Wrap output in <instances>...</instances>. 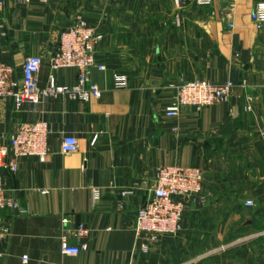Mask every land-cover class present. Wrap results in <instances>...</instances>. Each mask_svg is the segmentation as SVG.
Listing matches in <instances>:
<instances>
[{"label": "crops", "instance_id": "obj_1", "mask_svg": "<svg viewBox=\"0 0 264 264\" xmlns=\"http://www.w3.org/2000/svg\"><path fill=\"white\" fill-rule=\"evenodd\" d=\"M234 1L232 11V0L207 8H178L174 0H0V62L18 79L24 60L38 56V83L46 86L59 35L77 16L100 31L96 66L104 67L90 72L99 100L60 97L17 110L0 99V147L21 124L50 128L44 162L20 159L16 173L4 174L5 196L18 210L0 211V230L9 231L0 235V264H264V30L250 22L264 0ZM117 74L128 89H113ZM53 76L60 86L76 83L73 70ZM198 79L235 89L225 104L166 119L175 89ZM64 137L77 141L76 153H61ZM162 167L199 169L205 202L186 200L181 232L152 243L136 236L135 218ZM79 228L87 249L63 255L60 238L78 247Z\"/></svg>", "mask_w": 264, "mask_h": 264}, {"label": "built area", "instance_id": "obj_2", "mask_svg": "<svg viewBox=\"0 0 264 264\" xmlns=\"http://www.w3.org/2000/svg\"><path fill=\"white\" fill-rule=\"evenodd\" d=\"M28 2V1H26ZM234 0L229 9L234 10ZM188 3H194L199 8H207L212 0H174V4L181 8ZM226 15V14H225ZM225 20L226 16H222ZM178 22V19H176ZM250 22L256 32L264 30V1L255 4ZM232 29V25L228 26ZM1 36H5L4 33ZM102 35L97 27L91 25L83 17L77 16L74 21L59 35L58 45L48 60L50 74L47 84L41 87L38 76L44 66V60L38 56L27 57L21 66L20 78L13 68L0 62V99H11L14 107L19 110L24 104L37 106L40 102L60 97L72 102L89 103L101 98V90L90 79L93 68L104 71V67L96 66V52ZM73 70L76 72V83L71 87L56 84L53 72ZM115 91L126 90L129 87L125 75L117 74L113 77ZM235 85L233 82L212 83L204 79L184 82L176 89L171 103L164 110L166 119H178L184 109L196 113L228 102ZM50 128L45 122L21 124L9 137L8 144L0 147V211H17L18 205L5 196L3 177L5 173L14 174L17 171V161L24 158H37L44 162L48 155L47 140ZM77 141L71 137H64L60 145L62 154L76 153ZM203 174L197 168L162 167L156 170L153 185L149 191L146 204L136 212L134 232L137 237L146 235L152 243L162 238L175 237L181 232V224L185 211L186 200L194 201L202 196ZM46 194V192H43ZM98 199L94 191L93 201ZM251 201L245 207L251 208ZM7 228L0 230L1 236H7ZM264 237V231L258 234ZM87 232L79 228L75 238L78 247L70 246L68 238H60L61 253L76 256L87 249L85 243ZM224 251L225 249L222 248ZM4 255L0 252V261ZM27 258H23V263Z\"/></svg>", "mask_w": 264, "mask_h": 264}, {"label": "rangeland", "instance_id": "obj_3", "mask_svg": "<svg viewBox=\"0 0 264 264\" xmlns=\"http://www.w3.org/2000/svg\"><path fill=\"white\" fill-rule=\"evenodd\" d=\"M264 231V230H263ZM262 233V232H261ZM230 247V246H229ZM227 248V247H226ZM226 248H223V249H226ZM221 251H223L222 249H221Z\"/></svg>", "mask_w": 264, "mask_h": 264}]
</instances>
